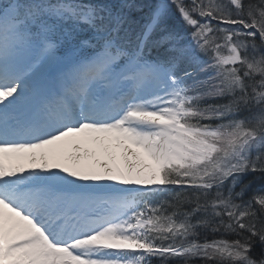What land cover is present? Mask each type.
Masks as SVG:
<instances>
[{"label":"snow or ice","instance_id":"obj_1","mask_svg":"<svg viewBox=\"0 0 264 264\" xmlns=\"http://www.w3.org/2000/svg\"><path fill=\"white\" fill-rule=\"evenodd\" d=\"M0 264H264V0H0Z\"/></svg>","mask_w":264,"mask_h":264},{"label":"trees","instance_id":"obj_2","mask_svg":"<svg viewBox=\"0 0 264 264\" xmlns=\"http://www.w3.org/2000/svg\"><path fill=\"white\" fill-rule=\"evenodd\" d=\"M241 184H251V189L248 193V195L252 194V191L259 188L261 186L260 181L253 175L249 174L247 176H244L241 178ZM262 252V248L259 244H257L256 248L254 249V255L259 256Z\"/></svg>","mask_w":264,"mask_h":264}]
</instances>
